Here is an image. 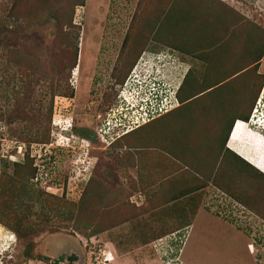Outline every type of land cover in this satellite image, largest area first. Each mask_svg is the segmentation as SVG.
Segmentation results:
<instances>
[{
	"label": "rangeland",
	"instance_id": "1",
	"mask_svg": "<svg viewBox=\"0 0 264 264\" xmlns=\"http://www.w3.org/2000/svg\"><path fill=\"white\" fill-rule=\"evenodd\" d=\"M80 2L0 0V264H264V175L226 148L237 97L252 96L248 109L264 89V0H217L212 11L226 12L227 23L225 15L209 31L204 15L215 0H185L202 16L190 11L181 32L164 24L182 0ZM178 36L184 53L173 49ZM140 50L177 56L175 73L163 71L173 86L167 109L180 88L187 98L229 81L145 123L128 135L133 144L120 112L108 132L98 130L118 98L95 110L87 96L94 72L105 73L134 110L129 131L142 122L137 82L112 79ZM255 102L248 127L264 135V101ZM73 119L99 138L73 135ZM243 127L238 121L233 134ZM178 138L186 156L173 169L197 182L176 191L163 167L167 147L179 153L169 142ZM190 240L194 255L185 252ZM62 254L78 258L57 263Z\"/></svg>",
	"mask_w": 264,
	"mask_h": 264
},
{
	"label": "trees",
	"instance_id": "2",
	"mask_svg": "<svg viewBox=\"0 0 264 264\" xmlns=\"http://www.w3.org/2000/svg\"><path fill=\"white\" fill-rule=\"evenodd\" d=\"M193 1H195V0H193ZM205 1H209L210 3H212V1H214V0H205ZM188 2V1H187ZM216 2H217V0H215V3H214V7L211 5V4H209L208 6H206V8H207V10H208V13L207 14H205L204 16H208V17H210L212 20L211 21H213V23L212 24H204L203 26H204V28H202V29H205L206 28V30L207 31H209L210 29H208V27L206 26V25H211V26H214V21H216V22H218L219 20V18H224L225 17V15H226V18H224L225 19V24L227 23V18H228V15H227V13L226 12H222V11H220V10H216V11H212V10H214V9H216ZM185 3V0H182V3L181 2H177L176 4H175V6H174V19H172L171 17H169V19H168V22L167 23H165L164 25H167V30H169V31H171V28H173V30H175V31H177V32H181V31H183L184 30V27H183V23H186V22H189V21H191L189 18H188V16L190 15L191 16V13H190V11H192V12H196L195 14H196V16H199V17H201L202 16V14H201V9L200 8H198V6L196 7V8H193V6H192V10H191V6H190V4H188V3H186V4H184ZM77 5H81V6H83V5H85V0H81V2L80 3H78ZM225 13V14H224ZM184 21V22H183ZM210 21V22H211ZM181 22H183V23H181ZM205 23V22H204ZM174 32V31H173ZM130 34V33H129ZM144 34V33H143ZM133 34H130V36H128V34H126V37H125V43H127L129 40H130V37L132 36ZM140 35H142V34H140ZM159 35H161V33L159 34L158 33V36ZM177 35V34H176ZM155 38L156 39H160L159 37H157V35L155 36ZM184 37H177V38H173V39H178V42H177V40L176 41H174L173 42V45H175L174 47H173V49H178L179 51H181V52H186L187 51V49H186V47L184 46V39H183ZM132 40H133V42L135 43V44H138V43H142L143 44V42L144 41H142L143 39L141 38L140 39V41H138L137 40V38H131ZM168 39V38H167ZM142 50V49H141ZM140 50V53H138V55L137 56H132L131 54V52L129 51L128 53H129V58H130V61L128 60L129 58H128V56H127V59L124 61V63H123V65H122V68H123V71H122V73H126L125 75H123L122 77H119L118 78V81H119V84H122L123 82H124V80H125V77L127 76V74L130 72V70H131V68H132V65H133V63L136 61L137 62V60H138V58L141 56V53H142V51ZM76 56H77V53H76ZM132 59V60H131ZM239 72V71H238ZM237 71L236 72H234L231 76H235L237 73H238ZM239 78V77H238ZM237 78V79H238ZM232 79V78H231ZM236 79V80H237ZM225 80H218V81H216V82H214V84L213 85H211V87H209V88H207V89H205V90H203V91H201V92H199V93H195V94H192V95H189V96H187V98L186 97H182V95L180 94L181 93V90H182V88H180L179 89V91H178V98H179V100H180V102H187L186 104H189L188 102H190V100L191 101H193L196 97H197V95H200L202 92H205L206 90H212V92H214L215 90H217L218 88L219 89H221L223 86H224V84L226 83V82H228L229 81V79H228V81H225ZM193 85V84H192ZM197 86H192V87H190L189 89H187V92L189 93V91H190V89H192V90H194L195 88H196ZM218 89V90H219ZM115 93H116V91H114ZM259 93V92H258ZM72 94V93H71ZM230 94L232 95V91H230ZM259 95V94H258ZM257 95V96H258ZM257 96H256V98H255V100H253L252 102L253 103H251L250 104V106H249V108L247 109L246 107H245V105L244 104H246L247 102H248V100H249V98L246 100V102L245 101H243L242 100V98H241V96H240V94H239V96L237 97V103H239V104H237V107L239 108V111L238 112H236L235 114H233L234 116V119H233V123L235 122V120L236 119H241V120H244V121H249V118H250V114H251V112L253 111V106H254V108H255V105H256V102L255 101H257L256 99H257ZM195 97V98H194ZM194 98V99H193ZM251 98H252V96L250 97V100H251ZM193 99V100H192ZM249 100V101H250ZM111 102L113 101V98H111V100H110ZM191 103V102H190ZM255 104V105H254ZM179 109V108H178ZM240 109H242V111H240ZM177 110V109H176ZM252 110V111H251ZM173 111H175V110H173ZM173 111H171V112H173ZM170 113V112H169ZM229 119V118H228ZM148 120V119H147ZM155 121V120H154ZM154 121H152V123L154 122ZM232 123V126L230 127V131H229V135H230V133H231V131H232V129H233V126H234V124ZM119 127V125L118 126H116V128H118ZM138 128H140V127H138ZM138 128H136V129H133L132 131H129V132H127V133H124L123 135H124V137H126V142H131V143H136V141H129L128 139H127V137H128V135L129 134H131L132 132H134V131H137L138 130ZM106 132H108V131H106ZM244 160V159H243ZM247 162V161H246ZM248 164H250V163H248ZM253 166V165H252ZM254 167V166H253ZM256 170H258L256 167H254ZM261 174H263L264 175V173L263 172H261L260 170H258ZM27 254H28V252H27Z\"/></svg>",
	"mask_w": 264,
	"mask_h": 264
},
{
	"label": "crops",
	"instance_id": "3",
	"mask_svg": "<svg viewBox=\"0 0 264 264\" xmlns=\"http://www.w3.org/2000/svg\"><path fill=\"white\" fill-rule=\"evenodd\" d=\"M180 107H181V102L179 100V102L176 103L175 105H173V107L171 109H168L167 111H165L163 113H165V114L169 113V112L176 110ZM157 117H159V115L156 116V118ZM153 120H155V119L154 118L151 119V121H153ZM238 121H242L243 123H245V127H243V129L240 130V135H238L236 137L233 134V131H234V127ZM238 121L235 122V125L233 126L232 132L229 135V138L226 142V145H227L226 148L229 149V151L231 153L237 154L241 158L243 157L245 161H247L248 163H250L251 165L256 167L258 170H260L261 172L264 173V148H263L264 147V143H263L264 135L259 133V132L254 131L251 128H249L247 123L244 122L243 120L239 119ZM146 122H147V120H146ZM247 141H249V143ZM169 142L172 144H175L173 146L176 147L175 149H178L180 154L178 152H177V154H173V148L167 147L166 153H167V157L169 156L168 160H170V161H165L163 169L166 168V172L171 173L170 176H172V174L176 175L172 180V183H174L175 185L173 186L170 183L171 185L168 184V186H170L171 189H173V188L176 189V191H177V190L181 189V187L183 188V185L185 186L187 184H193L197 181L194 180V177L192 178V176L189 177L188 175H185L184 172H182V168H180L178 170H175L176 168L173 169L174 166L177 165V167H178L182 164L181 160L186 155H185V152L182 150L181 145L179 144L180 142H182L180 139L178 141H177V139H174V141L171 140ZM262 144H263V147H262ZM181 152H183L184 154H181ZM173 162L176 164L173 165ZM183 164H184V162H183ZM195 166L197 167L196 169H198V166H201V167H199L201 169L203 167H205V168H203V170H207V168H209V166H207V165L203 166V164L195 165ZM186 167H189V166L186 165L185 168ZM201 206H203V202H202ZM200 208H202V207H200ZM194 224H195V222H194ZM195 225H197V223ZM188 242H189V246L187 245ZM188 242L186 243L185 252L189 251V249H190V251L188 253L194 255L193 253L195 251H193V249H195V248L191 247V244H190L191 240Z\"/></svg>",
	"mask_w": 264,
	"mask_h": 264
},
{
	"label": "clouds",
	"instance_id": "4",
	"mask_svg": "<svg viewBox=\"0 0 264 264\" xmlns=\"http://www.w3.org/2000/svg\"><path fill=\"white\" fill-rule=\"evenodd\" d=\"M176 59L177 56L172 50L162 51L161 53H155V54L152 53L150 55L148 54L140 59V62L138 64L139 68L143 69L144 72H149V74L147 76V79H143V81L137 82V84L134 86L137 87L139 90L138 93H136L135 95V98L138 101L137 109L140 110V114H139V118L137 119L138 120L137 122H139L140 118L142 119V122L137 123V125L134 126L135 127L134 129L141 127L145 123L150 122L151 119L165 112V111H160L159 108L160 107H162V109L165 108V106H163V101H164L163 98L170 97V95L166 92L169 91L170 93V90L173 89V86L171 87H169L168 85L167 87L163 86L160 83V81L157 80L155 77L157 75V71L168 70L169 73H175L172 71L174 69H177L178 62L175 63ZM139 68L137 67V70H140ZM129 88H131V85L129 86ZM155 100H156V104H155ZM175 101H177V103L179 102L178 90L175 95ZM165 109L166 111L168 110L167 108ZM146 119H148L147 122L145 121ZM131 121L132 122L135 121L133 117L131 118ZM249 121H244V122H246L248 125ZM54 124H58V122H55ZM250 124L251 123H249V125Z\"/></svg>",
	"mask_w": 264,
	"mask_h": 264
},
{
	"label": "flooded vegetation",
	"instance_id": "5",
	"mask_svg": "<svg viewBox=\"0 0 264 264\" xmlns=\"http://www.w3.org/2000/svg\"><path fill=\"white\" fill-rule=\"evenodd\" d=\"M122 51V49L120 50ZM145 52V51H143ZM161 53V52H159ZM105 54V53H103ZM142 55L138 58L137 62L135 61L132 65V68L130 70V72L127 74V76L125 77V80L124 82L121 84V87H126V86H130L131 85V88H132V84L133 82H140V71L137 70V67H138V64L140 62V59L142 58ZM118 58L120 57V52L119 54L117 55ZM118 58L116 59V61L118 60ZM130 61V58L128 59ZM132 60V59H131ZM115 69V66L112 68V71L111 73L114 71ZM169 73V72H168ZM163 71H157V75H156V79L160 81V83L163 85V86H166L167 82H166V78L168 79L169 78V74L168 76H166ZM106 76V74H99L97 75L95 72L91 78V81H90V85H89V91H88V96H87V99H88V103H90V105H94V109L97 110H101L102 106H104L108 100H111V98H113L114 100L118 98V104L116 108L117 111H114L115 109H111V111L109 112V116H105L102 121H100V128L98 130H102L104 132H106V130L108 129V126L110 125V122H109V117L112 116L113 118L116 117L115 113L116 112H120L121 114H119V116H117V120L119 121L120 125L124 124V125H127L128 126V123L130 124L129 126H131V123H134L135 121H131V118L129 119H126L128 116L131 117L132 116V112L134 110L132 109H128L130 108L128 106V103L121 98V96H119V92L117 89V92L115 93L114 91V86L111 87L109 86V84H114L112 82H109L106 83V81L103 79V77ZM111 78V77H110ZM113 81H117L118 79L115 77V78H112ZM130 82V85H128V83ZM118 85H120L118 82H117ZM120 99V100H119ZM123 104V106L121 107V105ZM80 105V103L78 104ZM125 106V107H124ZM76 107V106H75ZM121 107V109H119ZM114 112H113V111ZM112 113V114H111ZM99 117H103V116H99ZM126 126V129L124 128L123 129V133L124 132H127L129 131V129L127 128ZM133 128L131 129V131L135 128L134 126H132ZM97 130V132H98ZM71 132L73 135H78L80 137L84 136V135H89V137H91L92 139L96 140L99 138V132L97 133L96 130L94 129H89L87 130L86 128H84L83 130L81 131H77L76 130V122H75V119H73V124H72V128H71Z\"/></svg>",
	"mask_w": 264,
	"mask_h": 264
},
{
	"label": "water",
	"instance_id": "6",
	"mask_svg": "<svg viewBox=\"0 0 264 264\" xmlns=\"http://www.w3.org/2000/svg\"><path fill=\"white\" fill-rule=\"evenodd\" d=\"M66 258L69 261H74V260H76L78 258V256L74 254V255L68 257L67 254H62L61 256H59V258H57L55 260H56L57 263H60V261L64 262Z\"/></svg>",
	"mask_w": 264,
	"mask_h": 264
},
{
	"label": "built area",
	"instance_id": "7",
	"mask_svg": "<svg viewBox=\"0 0 264 264\" xmlns=\"http://www.w3.org/2000/svg\"><path fill=\"white\" fill-rule=\"evenodd\" d=\"M263 94H264V92L262 91L261 98L258 99V101H260V103H261L262 100L264 101V95ZM155 104H156V100H155ZM159 110L160 111H165L166 109H162V107H160ZM155 111H157V110H155ZM145 114H147V113H145ZM136 118L138 119L139 116H136Z\"/></svg>",
	"mask_w": 264,
	"mask_h": 264
}]
</instances>
